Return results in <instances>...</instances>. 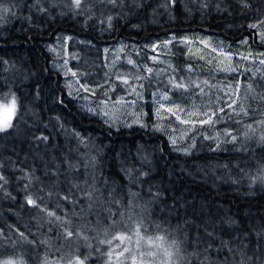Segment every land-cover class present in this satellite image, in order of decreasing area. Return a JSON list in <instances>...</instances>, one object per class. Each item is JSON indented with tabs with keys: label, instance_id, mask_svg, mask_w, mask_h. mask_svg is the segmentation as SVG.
Returning a JSON list of instances; mask_svg holds the SVG:
<instances>
[{
	"label": "trees",
	"instance_id": "16d2710c",
	"mask_svg": "<svg viewBox=\"0 0 264 264\" xmlns=\"http://www.w3.org/2000/svg\"><path fill=\"white\" fill-rule=\"evenodd\" d=\"M113 5L0 0V100L16 99L11 126L0 131V176L7 181L0 189V259H55L58 251L48 245L56 241L86 264L108 263L109 241L142 223L177 241L186 264H264V0ZM166 40H185L187 56L162 51ZM66 41L69 67L93 91L71 90V76L53 68L51 48ZM123 42L132 44L126 54L134 74L165 69L190 86L196 80L197 94L205 79L203 94L183 99L158 86L147 96L138 79L131 96L144 102L114 122L98 106L115 101L106 92L113 68L99 80L81 74L106 71L103 50ZM83 53L91 59L72 61ZM259 76L258 87L252 81ZM29 197L39 208L27 204ZM109 209L127 214L130 224L110 230L106 217L96 220Z\"/></svg>",
	"mask_w": 264,
	"mask_h": 264
},
{
	"label": "rangeland",
	"instance_id": "374dc122",
	"mask_svg": "<svg viewBox=\"0 0 264 264\" xmlns=\"http://www.w3.org/2000/svg\"><path fill=\"white\" fill-rule=\"evenodd\" d=\"M121 4L124 3L121 2ZM52 6H55V4H53ZM115 9H117V5L115 6ZM184 42L185 40H181L180 42H168V40H166L161 44L162 46H160V48L162 51L168 52L169 54L175 53L176 56H178L179 60L182 61V59L187 56V52L182 50V48L185 46ZM202 42L203 40L200 41L201 45L203 44ZM66 43L67 41L65 43H62L61 45H56L51 48L52 50H54V54L56 57L55 61H53V68L62 75L71 76L68 81V85L73 91H81L82 89L84 90L86 86L92 87V85H90L89 83H87L86 86L79 84L77 78H75L73 73L74 71L69 67L68 54L70 52ZM131 45V43L123 42L117 44L115 47L108 51L104 49L102 52L103 59L106 53H108L110 57L109 62L105 64L106 71L102 72L101 70H98V68H94L93 71H90L89 73L81 74L83 75V77H93L94 79L99 80L105 76L108 69L113 68L112 70L114 73V83L106 92H113L115 101L112 104H105V102H102L101 104H98V106H100V110L106 116H109L114 122L122 123L123 121L131 117V115H133L134 113V107L139 106L144 102L143 97L135 99L131 96L136 91H129V87H132L135 90L137 88V80H133V77H140L139 75H136L132 72L131 64L129 62L130 56L126 54V47ZM152 50L153 52H158L156 50V47H152ZM84 54L85 53H83L81 57L76 56L72 61L75 62L80 59L84 63L91 59L89 55ZM210 56H214L216 60L222 61V56L218 52H216V54H213V52H211ZM151 57H153L154 59L158 58L154 54L151 55ZM77 68L80 69L81 67ZM173 78L174 82H180L182 80L185 84V88L176 89L172 87L169 81ZM123 79H127L129 81L128 86L122 84L121 81ZM142 79L144 81L142 87H145L144 91L147 96L152 94L154 95L158 86H163V88H165L169 92L179 93L180 96L183 97V99L188 96H193L194 98L197 95H202L204 83L206 82L205 79H202L200 81L202 89L200 93L197 94L196 90L199 87H196V85H198V82L196 80L192 81V86H190L189 82L191 81L189 78L173 76L170 72H166L165 69L151 72L150 75L142 76ZM260 82V76L254 78L252 81V83L254 85H257L258 87L260 86ZM139 89L142 90L141 87ZM85 98L88 99V96L86 94L84 99ZM13 105L15 108L14 111ZM15 111L16 99L14 96L0 100V126H2L5 122L10 123L15 115ZM254 131L258 132V130L255 128ZM96 198L100 201H103L104 199L110 202L114 201L110 195H99ZM91 204V201L88 202L86 207L89 208ZM80 212L84 213V209H82ZM124 214H126V212H124ZM116 215L117 214H114L113 211L109 209L102 215L99 213V215L96 216V220L99 221L101 216L106 217L109 224L113 225L110 230L116 227L118 224H120V227L123 228L127 227V225L130 224L131 219L127 214L124 216L122 214L117 215L118 217ZM146 230L147 225L138 223L134 225L130 229V231L118 234L116 237L123 236L126 239L123 241L116 239L115 242L110 243L108 254L109 259L107 260V262L109 264H186L185 258L183 257L182 248L177 241L169 238L165 234H151ZM81 246L82 248H85V252L91 255L93 254L90 244L86 247V243L84 241H81ZM48 247L50 249H56L58 251V257H56L55 259L43 260L41 262H38V264H86L82 260V258L80 259L79 256L72 253L73 251L70 250L71 246L69 244H61V249L56 241H52L50 242ZM34 248H36V246ZM124 248H127L129 251L124 252L122 256L119 255V253ZM108 263L101 262L98 264ZM0 264H24V262L18 258L8 257L0 259Z\"/></svg>",
	"mask_w": 264,
	"mask_h": 264
},
{
	"label": "snow or ice",
	"instance_id": "6c2138e0",
	"mask_svg": "<svg viewBox=\"0 0 264 264\" xmlns=\"http://www.w3.org/2000/svg\"><path fill=\"white\" fill-rule=\"evenodd\" d=\"M80 2H81V0H75V4H76V6L78 7L79 5H80ZM108 2H110V3H112V4H116L117 2H118V0H108ZM110 19V18H109ZM245 59H247V57H245ZM148 71L149 72H151V69H148ZM75 75V74H74ZM138 79H142L141 77H133V80H138ZM122 84H124L125 86H128L129 85V81L127 80V79H123L122 81ZM169 83L172 85V87H174V88H176V89H183V88H185V84H184V82L181 80L180 82H174V78L173 79H170V81H169ZM141 87H142V85H141ZM196 87H199V85H196ZM85 91H93L92 89H89V88H87V87H85ZM129 91H135V89L134 88H132V87H129ZM163 99H168V97L167 96H165V97H163ZM161 107H163V105L161 104ZM15 110V108H14V105H13V111ZM167 111L168 112H172L173 113V115H175V112H173V109H171V108H168L167 109ZM213 115H215V113H213ZM177 119H180V117L179 116H177L176 117ZM212 121H211V117H209L207 120H201L200 121V123H211ZM182 123H187V121H182ZM11 125H10V123H8V122H5L2 126H0V131H3V130H5V129H7L8 127H10ZM225 135H227V136H231V133H225ZM37 139H43V140H47V137H38ZM174 143H175V141H174ZM74 167H76L75 165H72V164H69V168L71 169V168H74ZM94 181H95V177H93V184L92 185H89V187L92 189V191L93 192H95V191H98L97 189H95V187H94ZM7 183V181H6V179L3 177V176H0V189H3V187H4V185ZM26 188L28 187V185H26L25 186ZM88 196H89V199H91V195H92V193H86ZM71 196H72V192H71V190H69V194L68 195H66V196H64L63 197V199L64 200H70V198H71ZM37 199H40L39 197H37ZM27 204H29V205H32V206H34V207H37V208H39V204L37 203V201L36 200H34V199H32L31 197H29L28 199H27ZM47 215L49 216V217H55V220H60V217L59 216H56V214H55V212H47ZM53 222H55V221H53ZM61 223H64L63 221H61ZM209 235H211V234H209ZM67 236H72V232H68L67 233ZM115 239H119V240H125L126 238L125 237H123V236H120V237H116ZM109 243H111V241H109ZM127 251H129L127 248H124L120 253H119V255H123V253L124 252H127Z\"/></svg>",
	"mask_w": 264,
	"mask_h": 264
}]
</instances>
